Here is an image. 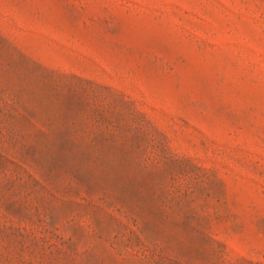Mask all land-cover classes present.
<instances>
[{"label": "rangeland", "instance_id": "rangeland-1", "mask_svg": "<svg viewBox=\"0 0 264 264\" xmlns=\"http://www.w3.org/2000/svg\"><path fill=\"white\" fill-rule=\"evenodd\" d=\"M0 264H264V0H0Z\"/></svg>", "mask_w": 264, "mask_h": 264}]
</instances>
